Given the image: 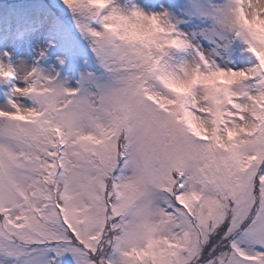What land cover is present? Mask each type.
<instances>
[{
	"label": "snow or ice",
	"instance_id": "obj_1",
	"mask_svg": "<svg viewBox=\"0 0 264 264\" xmlns=\"http://www.w3.org/2000/svg\"><path fill=\"white\" fill-rule=\"evenodd\" d=\"M0 264H264V0H0Z\"/></svg>",
	"mask_w": 264,
	"mask_h": 264
}]
</instances>
